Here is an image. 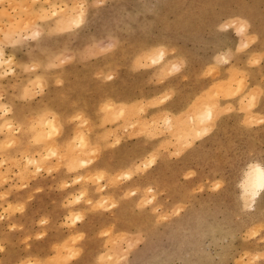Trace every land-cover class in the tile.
Listing matches in <instances>:
<instances>
[{
  "label": "rangeland",
  "instance_id": "obj_1",
  "mask_svg": "<svg viewBox=\"0 0 264 264\" xmlns=\"http://www.w3.org/2000/svg\"><path fill=\"white\" fill-rule=\"evenodd\" d=\"M252 164L264 0H0V264H264Z\"/></svg>",
  "mask_w": 264,
  "mask_h": 264
},
{
  "label": "bare ground",
  "instance_id": "obj_2",
  "mask_svg": "<svg viewBox=\"0 0 264 264\" xmlns=\"http://www.w3.org/2000/svg\"><path fill=\"white\" fill-rule=\"evenodd\" d=\"M248 168L249 170L245 173L241 187L243 193L250 197L252 201H255L264 189V168L253 164Z\"/></svg>",
  "mask_w": 264,
  "mask_h": 264
}]
</instances>
